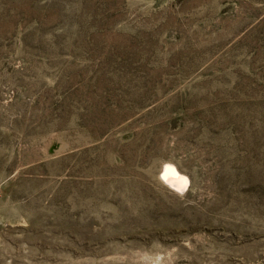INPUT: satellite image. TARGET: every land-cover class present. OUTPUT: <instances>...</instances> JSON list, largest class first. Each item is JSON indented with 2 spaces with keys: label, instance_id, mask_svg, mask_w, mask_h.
<instances>
[{
  "label": "rangeland",
  "instance_id": "1",
  "mask_svg": "<svg viewBox=\"0 0 264 264\" xmlns=\"http://www.w3.org/2000/svg\"><path fill=\"white\" fill-rule=\"evenodd\" d=\"M0 264H264V0H0Z\"/></svg>",
  "mask_w": 264,
  "mask_h": 264
},
{
  "label": "bare ground",
  "instance_id": "2",
  "mask_svg": "<svg viewBox=\"0 0 264 264\" xmlns=\"http://www.w3.org/2000/svg\"><path fill=\"white\" fill-rule=\"evenodd\" d=\"M161 179L170 188L176 190V192H184L189 185V178L187 175L180 172L177 167L172 163H166L162 168Z\"/></svg>",
  "mask_w": 264,
  "mask_h": 264
}]
</instances>
